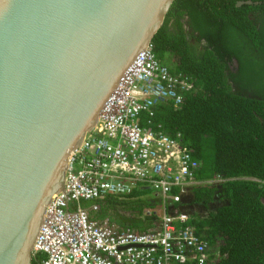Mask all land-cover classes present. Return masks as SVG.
Listing matches in <instances>:
<instances>
[{"label": "water", "instance_id": "water-1", "mask_svg": "<svg viewBox=\"0 0 264 264\" xmlns=\"http://www.w3.org/2000/svg\"><path fill=\"white\" fill-rule=\"evenodd\" d=\"M174 0H0V264H31L69 152Z\"/></svg>", "mask_w": 264, "mask_h": 264}, {"label": "trees", "instance_id": "trees-1", "mask_svg": "<svg viewBox=\"0 0 264 264\" xmlns=\"http://www.w3.org/2000/svg\"><path fill=\"white\" fill-rule=\"evenodd\" d=\"M250 1L239 7L236 0L172 2L151 41L152 49L161 64L186 77L194 89L176 108L160 103L151 114L138 116L141 127L170 137L180 133L181 142L200 162L197 180L220 179L193 186L190 193L189 204L204 209L203 215L191 213L188 224L207 244L210 257L205 264H264V0ZM257 1L259 6H253ZM183 2L194 27L205 21L216 26L215 33L203 34L207 45L200 57L190 52L178 19L169 25L174 9ZM201 5L204 10L196 11ZM255 8L263 10V25L257 31L246 16ZM251 41L258 53H253ZM232 59L237 68L228 66ZM161 206L147 188L125 197L79 202L96 225L136 234L159 227ZM75 208L69 204L70 210ZM44 258L38 253L31 264H41Z\"/></svg>", "mask_w": 264, "mask_h": 264}, {"label": "built area", "instance_id": "built-area-1", "mask_svg": "<svg viewBox=\"0 0 264 264\" xmlns=\"http://www.w3.org/2000/svg\"><path fill=\"white\" fill-rule=\"evenodd\" d=\"M194 85L172 74L152 45L139 52L104 102L94 126L68 154L63 190L51 196L32 247L41 264H205V241L188 224L189 193L200 162L181 142L138 124L160 103L178 107ZM147 188L158 197L160 225L144 234L117 232L88 220L82 200L125 197ZM74 203L76 208L69 209ZM175 205H178L176 208ZM212 260V259H210Z\"/></svg>", "mask_w": 264, "mask_h": 264}, {"label": "flooded vegetation", "instance_id": "flooded-vegetation-1", "mask_svg": "<svg viewBox=\"0 0 264 264\" xmlns=\"http://www.w3.org/2000/svg\"><path fill=\"white\" fill-rule=\"evenodd\" d=\"M242 4L251 5L252 2L250 0H236L235 2V6L237 7L241 6ZM253 6L258 7L259 6L258 1L254 2ZM204 8H205L204 5H201V7L196 6V9H197L196 11L201 10V9L204 10ZM189 13L190 11L186 9L184 2L182 4H178L177 9H174V14H173V17L170 19L169 25H172V23H174L175 18L178 19L179 24L181 25L183 29L185 41L187 42V44H189L190 52L200 57L202 56V53H204V50L206 49V45H207L205 36H203V34L208 35V31H212L213 33H215L216 26L210 22L208 23L207 21H205L204 23L203 22L197 23V26L194 27L192 24L194 20L189 15ZM246 16L248 17V19L253 20L256 31L261 30V27L263 25V21H262L263 10L261 8H258V9L255 8V9H252L251 11L248 10L246 12ZM230 25H232V22ZM239 33H241V31ZM249 46L253 48L254 50L253 53L259 52L254 42L251 41ZM215 55L216 54H214V56ZM228 66L230 67V69H233V67L237 68L236 60L232 59L231 63H228Z\"/></svg>", "mask_w": 264, "mask_h": 264}, {"label": "crops", "instance_id": "crops-1", "mask_svg": "<svg viewBox=\"0 0 264 264\" xmlns=\"http://www.w3.org/2000/svg\"><path fill=\"white\" fill-rule=\"evenodd\" d=\"M202 185H206V184H202ZM195 186H198V185H195ZM190 193H191V189H190ZM190 193L188 196L189 201H190ZM189 206H190V213L197 212V213L202 214V215L204 214L203 213L204 209L202 207H199L198 205H191V204H189Z\"/></svg>", "mask_w": 264, "mask_h": 264}, {"label": "rangeland", "instance_id": "rangeland-1", "mask_svg": "<svg viewBox=\"0 0 264 264\" xmlns=\"http://www.w3.org/2000/svg\"><path fill=\"white\" fill-rule=\"evenodd\" d=\"M201 213V212H200Z\"/></svg>", "mask_w": 264, "mask_h": 264}]
</instances>
